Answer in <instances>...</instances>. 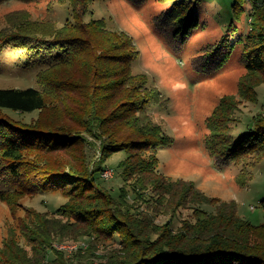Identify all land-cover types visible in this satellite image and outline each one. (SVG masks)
I'll return each mask as SVG.
<instances>
[{"label": "trees", "instance_id": "1", "mask_svg": "<svg viewBox=\"0 0 264 264\" xmlns=\"http://www.w3.org/2000/svg\"><path fill=\"white\" fill-rule=\"evenodd\" d=\"M57 1H68L72 9V19L58 30L45 29L55 21L41 20V32L0 31V51L14 46L36 58L51 55L36 74L38 87L0 88V110H38L48 117L31 126L0 117V181L7 185L0 199L12 208L23 195L59 191L67 201L55 217L35 213L34 220L19 224L30 248L9 232L0 246V264H264V222L253 224L241 217L233 199L208 196L192 180L172 179L158 170L157 151L173 138L162 133L148 111L151 102L162 104L160 90L146 75L132 72L139 56L132 36L109 28L104 18L84 20L91 0ZM156 1H174L155 19L172 39L186 40L198 27L192 0ZM247 1H233V19H240ZM249 16V29L234 44L242 46L239 60L246 71L238 94L252 101L255 87L264 82V2L252 0ZM231 44L221 40L205 50L214 68L230 58ZM238 103L235 95L222 96L206 118L205 145L218 165L253 166L264 158V112L246 125L247 133L235 137ZM83 132L102 139L106 159L116 151L126 152L123 174L127 179L135 176V195L139 186L156 196V205H149L153 215L127 205L125 189L113 195L102 187L103 161L89 169L84 155H74L85 143ZM250 178L246 167L235 175L241 186ZM260 203L264 208V197ZM202 204L212 205L213 211ZM189 205L194 221H184L177 230L170 222L156 223L159 213L174 217L179 207ZM116 235L119 246L111 243L108 253H94ZM78 236L93 237L86 254L77 251L66 258L51 245L56 237ZM92 255L100 260L95 263Z\"/></svg>", "mask_w": 264, "mask_h": 264}, {"label": "rangeland", "instance_id": "2", "mask_svg": "<svg viewBox=\"0 0 264 264\" xmlns=\"http://www.w3.org/2000/svg\"><path fill=\"white\" fill-rule=\"evenodd\" d=\"M192 1L199 25L186 40L172 39L166 35L168 30L165 27L159 28L155 22L157 16L170 10L174 1L144 0L135 5L128 0H91L83 17L86 21L104 18L109 28L123 30L132 36L139 51V56L132 65V72L146 75L149 84L158 88L162 94V104L151 102L148 111L154 124L173 140L169 145L158 149V170L172 179L192 180L208 196L235 200L241 217L253 224H260L264 222V208L260 203L264 197V158L253 166L243 162L218 165L205 145L208 133L206 118L222 96L235 95L239 101L235 110V137L247 133L246 125L264 112V82L255 87L256 98L252 101L240 99L238 94V82L246 71L239 60L242 46L234 43L250 27L252 0L246 2L238 20L233 19L231 13L234 0ZM71 11L68 1L1 0L0 31L19 29L27 32L31 29L33 32H41L44 28L38 24L41 20L55 21V25L45 29L56 31L67 19H72ZM227 39L233 44L230 46L233 47L231 56L221 67L214 68L212 59L205 56L204 52L219 41ZM35 59L42 63H36ZM50 60L49 54L36 58L22 48L6 46L0 51V88L38 87L36 74ZM45 114L38 110L26 113L0 110V117L28 126L37 123L39 119L46 120L48 117L45 118ZM82 135L85 143L76 148L74 155H84L89 169L103 161L99 174L102 187L109 189L113 195H117L119 189H125L127 205L153 215L149 205H156L153 202L156 196H153L150 189H141L139 186L135 188V195L131 190L134 184L137 185L135 176L127 179L123 174L126 152L116 151L106 159L101 152L102 139L95 133L83 132ZM245 167L251 172L252 178L241 186L235 175ZM104 169H110L112 175L101 176ZM6 188L7 185L0 181V190ZM66 201L67 197L59 191L23 195L15 202L14 208L0 199V246L3 238L13 232L22 246L30 248L28 241L20 234L19 224L34 220L35 213L55 217L57 208ZM201 206L208 211L214 209L209 204ZM174 213V217L159 213L155 216V221L159 225L170 222L174 230H177L184 221L195 220L190 205L179 207ZM92 239L89 236H78L75 239L56 237L51 245L63 253L64 257L72 258L77 251L86 254ZM118 242L119 237L116 235L113 240L99 246L94 253L106 254L111 243L119 246ZM92 257L95 263L100 260L94 255Z\"/></svg>", "mask_w": 264, "mask_h": 264}, {"label": "built area", "instance_id": "3", "mask_svg": "<svg viewBox=\"0 0 264 264\" xmlns=\"http://www.w3.org/2000/svg\"><path fill=\"white\" fill-rule=\"evenodd\" d=\"M112 174H111V170L110 169H104V170H102V172H101V176H104V177H109V176H111Z\"/></svg>", "mask_w": 264, "mask_h": 264}]
</instances>
